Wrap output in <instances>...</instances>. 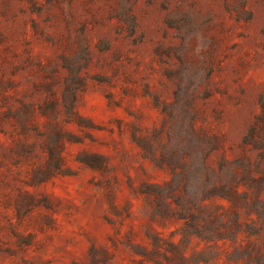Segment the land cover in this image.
I'll return each mask as SVG.
<instances>
[{
    "label": "rangeland",
    "instance_id": "rangeland-1",
    "mask_svg": "<svg viewBox=\"0 0 264 264\" xmlns=\"http://www.w3.org/2000/svg\"><path fill=\"white\" fill-rule=\"evenodd\" d=\"M0 264H264V0H0Z\"/></svg>",
    "mask_w": 264,
    "mask_h": 264
}]
</instances>
